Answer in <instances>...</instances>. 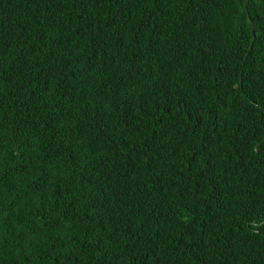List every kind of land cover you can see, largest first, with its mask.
<instances>
[{"label":"trees","instance_id":"trees-1","mask_svg":"<svg viewBox=\"0 0 264 264\" xmlns=\"http://www.w3.org/2000/svg\"><path fill=\"white\" fill-rule=\"evenodd\" d=\"M0 264H264V0H0Z\"/></svg>","mask_w":264,"mask_h":264},{"label":"water","instance_id":"water-1","mask_svg":"<svg viewBox=\"0 0 264 264\" xmlns=\"http://www.w3.org/2000/svg\"><path fill=\"white\" fill-rule=\"evenodd\" d=\"M247 0H245V4H246ZM250 25L252 26V21L250 20Z\"/></svg>","mask_w":264,"mask_h":264}]
</instances>
